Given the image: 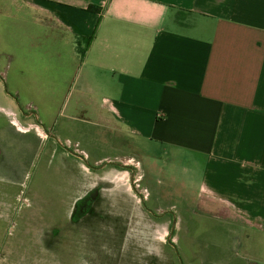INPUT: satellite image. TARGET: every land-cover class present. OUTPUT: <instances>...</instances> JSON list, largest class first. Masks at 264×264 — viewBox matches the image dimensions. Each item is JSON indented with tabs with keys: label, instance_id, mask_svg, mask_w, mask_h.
Masks as SVG:
<instances>
[{
	"label": "crops",
	"instance_id": "crops-1",
	"mask_svg": "<svg viewBox=\"0 0 264 264\" xmlns=\"http://www.w3.org/2000/svg\"><path fill=\"white\" fill-rule=\"evenodd\" d=\"M0 108V171L53 158L75 209L124 204L109 163L144 164L134 198L180 217L187 264H264V0H0ZM159 154L199 160L195 194L158 187Z\"/></svg>",
	"mask_w": 264,
	"mask_h": 264
},
{
	"label": "rangeland",
	"instance_id": "rangeland-1",
	"mask_svg": "<svg viewBox=\"0 0 264 264\" xmlns=\"http://www.w3.org/2000/svg\"><path fill=\"white\" fill-rule=\"evenodd\" d=\"M31 159L30 166L28 158L17 161L13 156V162L18 163L15 168L0 171V264H178V249L185 250L184 244L180 245V217L177 215L170 238L176 253L167 240L171 218L153 217L134 198L135 192L147 196L141 180L147 169L144 164L133 176V183L131 173H125L124 204L100 200L87 217L74 222V207L67 196L70 189L63 187L66 179L57 173L53 158L47 167L41 166L38 154ZM145 160L142 157L143 163ZM153 164L159 170L158 187L167 183L177 192L186 181V188L195 194L199 160L193 163L184 156L169 160L159 154ZM112 192L104 191L105 195ZM209 205L210 213L218 214L220 210ZM156 206H160L159 215L162 205L149 202L146 209L153 211ZM194 206L198 210V201ZM186 253L187 257L185 253L181 256L191 260L193 251Z\"/></svg>",
	"mask_w": 264,
	"mask_h": 264
},
{
	"label": "trees",
	"instance_id": "trees-1",
	"mask_svg": "<svg viewBox=\"0 0 264 264\" xmlns=\"http://www.w3.org/2000/svg\"><path fill=\"white\" fill-rule=\"evenodd\" d=\"M94 7H90L89 9H92ZM92 41V38L86 40L83 44V47H79V54L81 59L83 58L86 50L88 49L90 43ZM97 199V191L92 192L91 194L85 196L83 199H81L80 201H78L75 205V209L74 212L72 214V220L74 222H78L81 219H83L90 211L93 202ZM183 244V241L181 242V246ZM179 252V257L182 258L181 254L182 253H186L185 250H182L181 248L178 249Z\"/></svg>",
	"mask_w": 264,
	"mask_h": 264
},
{
	"label": "flooded vegetation",
	"instance_id": "flooded-vegetation-1",
	"mask_svg": "<svg viewBox=\"0 0 264 264\" xmlns=\"http://www.w3.org/2000/svg\"><path fill=\"white\" fill-rule=\"evenodd\" d=\"M14 117L11 113H9L6 109L0 108V136L2 134L10 133L12 129L14 128V123H16L14 120ZM132 174H134V171L130 170ZM134 186V185H133ZM146 209V204L144 205ZM148 211V209H146ZM149 212V211H148ZM156 217H159L157 215ZM171 245V244H169ZM173 247V245H171ZM178 257V264H187L186 261L183 258Z\"/></svg>",
	"mask_w": 264,
	"mask_h": 264
},
{
	"label": "water",
	"instance_id": "water-1",
	"mask_svg": "<svg viewBox=\"0 0 264 264\" xmlns=\"http://www.w3.org/2000/svg\"><path fill=\"white\" fill-rule=\"evenodd\" d=\"M21 110V109H20ZM43 129V131L45 132V134L48 136V137H51V138H53V139H55L56 141H57V139L52 135V134H50V133H48L46 130H45V128H42ZM58 142V141H57ZM77 157H79L80 159H82L83 160V157L82 156H80V155H76ZM84 161V160H83ZM86 163V162H85ZM109 164H111V165H114V166H117V167H120V168H124V169H129V170H133L131 167H129V166H125V165H123V164H119V163H109ZM88 166L90 167V168H93L92 166H90L89 164H88ZM103 166H105V165H102V167ZM131 183H133V179H131ZM141 199H142V197H141ZM143 200V199H142ZM144 204V203H143ZM149 211V213L153 216V217H156L157 216V214H155L153 211H151V210H148ZM163 215V214H162ZM161 215V216H162ZM174 227H175V220H173V223H172V226H171V230H170V235H169V237H168V242L170 243V244H172L171 242H170V238H171V236H172V234H173V231H174ZM173 245V244H172ZM173 248L175 249V251H176V253H177V250H176V248H175V246L173 245ZM177 255H178V253H177Z\"/></svg>",
	"mask_w": 264,
	"mask_h": 264
},
{
	"label": "built area",
	"instance_id": "built-area-1",
	"mask_svg": "<svg viewBox=\"0 0 264 264\" xmlns=\"http://www.w3.org/2000/svg\"><path fill=\"white\" fill-rule=\"evenodd\" d=\"M11 114H12V113H11ZM12 116L14 117V115H13V114H12ZM13 120H14V119H13ZM14 125H15V126H17V125H16V123H14Z\"/></svg>",
	"mask_w": 264,
	"mask_h": 264
}]
</instances>
